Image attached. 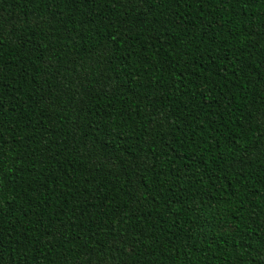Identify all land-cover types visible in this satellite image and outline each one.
Wrapping results in <instances>:
<instances>
[{"label":"trees","instance_id":"16d2710c","mask_svg":"<svg viewBox=\"0 0 264 264\" xmlns=\"http://www.w3.org/2000/svg\"><path fill=\"white\" fill-rule=\"evenodd\" d=\"M0 264H264V0H0Z\"/></svg>","mask_w":264,"mask_h":264}]
</instances>
